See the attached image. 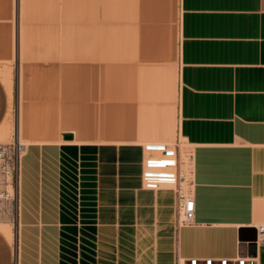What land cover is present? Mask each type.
<instances>
[{
    "label": "crops",
    "instance_id": "obj_1",
    "mask_svg": "<svg viewBox=\"0 0 264 264\" xmlns=\"http://www.w3.org/2000/svg\"><path fill=\"white\" fill-rule=\"evenodd\" d=\"M12 61L30 143L0 264H264V0H0V64ZM12 91L0 75V126ZM175 136L191 147V224L174 190L141 179L146 144L174 149L179 168ZM66 153L92 156L89 250L74 241Z\"/></svg>",
    "mask_w": 264,
    "mask_h": 264
},
{
    "label": "rangeland",
    "instance_id": "obj_2",
    "mask_svg": "<svg viewBox=\"0 0 264 264\" xmlns=\"http://www.w3.org/2000/svg\"><path fill=\"white\" fill-rule=\"evenodd\" d=\"M0 75H7L11 80L13 86L12 96L10 98V107L8 118L0 126V143H10L13 141H19L24 145H28L30 142L25 136L24 132V86L23 75L18 74V67L15 61L4 62L0 64ZM170 146L176 144L179 151L180 168L184 173L189 176L190 159L189 153L191 147L180 137H173L171 139ZM147 155V153L145 154ZM24 154L22 155V157ZM92 156H84L79 154V160L76 162L71 160V155L64 154L62 159V174L64 178V184L66 185L65 192L67 196L75 199L71 204H67L70 207V211L78 214L75 219L77 227L80 229V234L74 236V241L82 249V245H87L89 250L92 242L91 234V207H92ZM50 158V156H49ZM53 159V157L51 156ZM50 158V159H51ZM40 155L38 156V163ZM44 162V158L40 159ZM186 160L188 161L186 165ZM44 167V166H43ZM45 168V167H44ZM146 186V185H144ZM148 188H155L153 186H146ZM69 211V212H70ZM89 215V218L84 216ZM4 227L10 229L12 234V244L16 245L19 237V224H18V210L16 194L13 200L0 203V229ZM85 227L87 230L81 232V228Z\"/></svg>",
    "mask_w": 264,
    "mask_h": 264
},
{
    "label": "built area",
    "instance_id": "obj_3",
    "mask_svg": "<svg viewBox=\"0 0 264 264\" xmlns=\"http://www.w3.org/2000/svg\"><path fill=\"white\" fill-rule=\"evenodd\" d=\"M25 145L18 140L10 143H0V203L13 200L16 194L17 180L20 173L21 158ZM147 153L141 173L144 185L155 188H170L176 194L177 223L191 224L194 220L195 202L193 197L192 170L187 176L178 164V155L174 149L166 146L146 144ZM191 161V152L189 153ZM159 163H171L172 169L161 170L155 167ZM258 239L264 242V223L255 226ZM176 264H184L178 260ZM186 264H257L255 258L236 256L233 258H197L186 260Z\"/></svg>",
    "mask_w": 264,
    "mask_h": 264
},
{
    "label": "bare ground",
    "instance_id": "obj_4",
    "mask_svg": "<svg viewBox=\"0 0 264 264\" xmlns=\"http://www.w3.org/2000/svg\"><path fill=\"white\" fill-rule=\"evenodd\" d=\"M187 163H188V161L186 160V165H187ZM191 164H192V160L190 161V167H191L190 170H192V165ZM155 167L158 168V169L166 170L167 171V170L172 169V164L171 163H159V164H156ZM3 231L6 233V235H7L8 238H11V231H10L9 228L4 227L3 228Z\"/></svg>",
    "mask_w": 264,
    "mask_h": 264
},
{
    "label": "water",
    "instance_id": "obj_5",
    "mask_svg": "<svg viewBox=\"0 0 264 264\" xmlns=\"http://www.w3.org/2000/svg\"><path fill=\"white\" fill-rule=\"evenodd\" d=\"M64 137L67 139V138H70L71 136L70 135H64Z\"/></svg>",
    "mask_w": 264,
    "mask_h": 264
}]
</instances>
